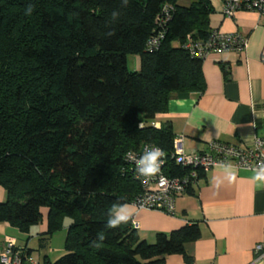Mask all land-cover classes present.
Here are the masks:
<instances>
[{"label":"trees","instance_id":"1","mask_svg":"<svg viewBox=\"0 0 264 264\" xmlns=\"http://www.w3.org/2000/svg\"><path fill=\"white\" fill-rule=\"evenodd\" d=\"M211 9L209 0H0V37L18 43L0 65V222L28 232L46 209L49 237L69 219L65 252L43 264H161L175 253L192 262L184 245L199 237L196 222L152 242L131 218L106 225L114 204L142 192L129 151L151 143L166 153V174L190 171L172 157L171 123L156 127L154 118L171 93L204 90L203 59L181 44L210 35ZM128 54L138 69H128Z\"/></svg>","mask_w":264,"mask_h":264},{"label":"crops","instance_id":"2","mask_svg":"<svg viewBox=\"0 0 264 264\" xmlns=\"http://www.w3.org/2000/svg\"><path fill=\"white\" fill-rule=\"evenodd\" d=\"M209 3L210 30L237 32L246 38L247 46L244 52L226 50L204 57V90L171 93L166 111L155 115L156 127L169 121L174 135L182 136L186 153L204 150L211 140L249 146L255 135H264V14L238 10L225 17L222 0ZM231 170L235 177L229 181L221 165L210 168L190 193L175 197L172 214L136 210L132 202L127 203L132 205L127 211L138 221L139 237L152 242L157 232L168 233L185 222H196L199 237L184 245L192 256L189 264H257L264 259V182L255 181L252 170L233 166ZM5 196L0 186V201ZM46 212L42 209V220L28 232L0 222V252L5 240L11 239L16 247L28 249L37 264L62 255L69 219L46 237ZM257 245H261L259 250ZM161 264L188 263L175 253Z\"/></svg>","mask_w":264,"mask_h":264},{"label":"built area","instance_id":"3","mask_svg":"<svg viewBox=\"0 0 264 264\" xmlns=\"http://www.w3.org/2000/svg\"><path fill=\"white\" fill-rule=\"evenodd\" d=\"M238 10L256 11L264 14V0H222L221 12L225 17H232ZM168 19V7L164 6L162 14L156 17L158 24L162 25ZM163 37V31L149 38L146 46L149 49L157 47ZM191 56L203 59L210 53L220 54L226 50L244 52L247 46L246 38L237 32L222 33L211 31L205 39H194L186 36L181 44ZM264 135H255L252 144L239 146L221 140H211L204 150L186 153L182 145V136L173 139L172 157L177 164L190 167L188 174L182 176H169L165 173L166 156L163 159L159 173L152 177H143L137 171L136 160L143 155L146 148L157 145L143 143L136 151H129L126 159L130 163V170L135 179L139 181L142 192L133 200L136 210H159L168 214L174 211V199L182 194L188 186L195 184L210 168L227 163L235 168L254 170L259 161H264ZM160 148V147H159ZM128 154H131L129 156ZM134 228L139 224L135 217H131ZM261 245H257L259 250ZM25 250L16 247L11 239H6L0 252V264H37L31 257L24 254Z\"/></svg>","mask_w":264,"mask_h":264},{"label":"clouds","instance_id":"4","mask_svg":"<svg viewBox=\"0 0 264 264\" xmlns=\"http://www.w3.org/2000/svg\"><path fill=\"white\" fill-rule=\"evenodd\" d=\"M31 11H32V7L31 5H29L26 8V14H30ZM113 15L115 16L116 14L114 13ZM128 155L131 156V154ZM165 156H166L165 151L159 147L150 146L146 148L143 155L140 156L138 160H136L138 173L146 178L155 176L156 174L159 173L161 164L163 163V159L165 158ZM221 167L228 172L227 179L229 181L234 179L235 171L231 170L232 166L230 164L222 162ZM253 171H254L253 179L255 181L264 182V161H259L257 163L256 168ZM220 182L221 181L217 179V186H219ZM130 207H132V205L119 204V203L114 204L109 214L106 226L108 228H115L118 227L121 223H127L132 215L131 212L127 211V209ZM100 239L102 240L103 237H100ZM257 264H264V259L257 262Z\"/></svg>","mask_w":264,"mask_h":264},{"label":"rangeland","instance_id":"5","mask_svg":"<svg viewBox=\"0 0 264 264\" xmlns=\"http://www.w3.org/2000/svg\"><path fill=\"white\" fill-rule=\"evenodd\" d=\"M26 36H29V31L26 32ZM8 40H4L0 37V65L5 64L8 58L12 59L14 57L15 51L18 48V43L14 42L13 46L8 45ZM5 56V59L2 58ZM3 61V63H2ZM127 67L130 70H135L139 68V56L137 54L127 55Z\"/></svg>","mask_w":264,"mask_h":264}]
</instances>
